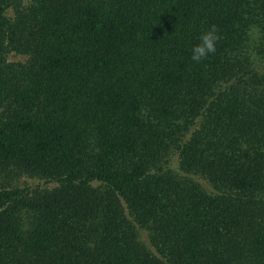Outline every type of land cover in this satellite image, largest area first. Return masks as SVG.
Segmentation results:
<instances>
[{"label":"trees","instance_id":"obj_1","mask_svg":"<svg viewBox=\"0 0 264 264\" xmlns=\"http://www.w3.org/2000/svg\"><path fill=\"white\" fill-rule=\"evenodd\" d=\"M17 17L0 0V167L54 185L0 186V264H264V0H33Z\"/></svg>","mask_w":264,"mask_h":264},{"label":"rangeland","instance_id":"obj_2","mask_svg":"<svg viewBox=\"0 0 264 264\" xmlns=\"http://www.w3.org/2000/svg\"><path fill=\"white\" fill-rule=\"evenodd\" d=\"M5 7V19L6 26L14 24L18 19V15L25 14L28 8L32 5L33 0H2ZM6 62L8 63H25L28 59L27 54L17 53L16 51H10L4 55ZM197 182H200L206 189L212 190L210 185L197 175L192 176ZM53 183H46L44 179L36 177H30L29 175L22 173L18 168L13 167H0V186L4 187H53ZM136 234L138 241L143 244L150 252L156 253L155 249L151 245L148 236V230L136 225Z\"/></svg>","mask_w":264,"mask_h":264},{"label":"clouds","instance_id":"obj_3","mask_svg":"<svg viewBox=\"0 0 264 264\" xmlns=\"http://www.w3.org/2000/svg\"><path fill=\"white\" fill-rule=\"evenodd\" d=\"M218 31L217 26L213 25L200 36V43L192 49L191 59L193 61L199 63L203 59H207L210 54H215L216 44L220 39Z\"/></svg>","mask_w":264,"mask_h":264}]
</instances>
